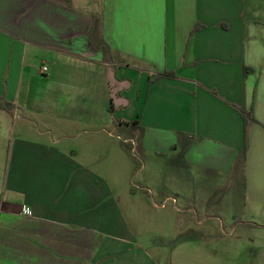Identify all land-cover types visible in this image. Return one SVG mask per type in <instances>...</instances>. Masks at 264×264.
Returning a JSON list of instances; mask_svg holds the SVG:
<instances>
[{"label":"crops","instance_id":"0c3cea01","mask_svg":"<svg viewBox=\"0 0 264 264\" xmlns=\"http://www.w3.org/2000/svg\"><path fill=\"white\" fill-rule=\"evenodd\" d=\"M0 100V264H264V0H0Z\"/></svg>","mask_w":264,"mask_h":264},{"label":"trees","instance_id":"16d2710c","mask_svg":"<svg viewBox=\"0 0 264 264\" xmlns=\"http://www.w3.org/2000/svg\"><path fill=\"white\" fill-rule=\"evenodd\" d=\"M96 23H97V20H93V25L94 26L96 25ZM195 28H197V26H195L194 29ZM246 71H249V70H246ZM161 75L165 76V77H169V78L174 77L171 73H162ZM12 107L13 106H12L11 103L4 102V101L0 100V110H5L6 112H11ZM238 112L240 113V116H241V118L243 120L244 126H246L247 119L249 117V113H246L243 108H238ZM244 155H245V149H243V152H242V156L243 157H244Z\"/></svg>","mask_w":264,"mask_h":264},{"label":"rangeland","instance_id":"374dc122","mask_svg":"<svg viewBox=\"0 0 264 264\" xmlns=\"http://www.w3.org/2000/svg\"><path fill=\"white\" fill-rule=\"evenodd\" d=\"M99 1L100 0H91V2H92V5L94 4L95 6H97L98 5V3H99ZM134 171H135V168H134ZM216 231V230H215ZM224 234L225 235H223L225 238H226V241L228 242V239H232L233 238V236H232V232H231V228H229V227H225V230H224ZM218 235V233L217 232H214V236L216 237ZM228 235H231V236H228ZM219 237H220V233H219ZM222 237V236H221ZM214 241H216V239L215 240H210V242H209V250H211V249H215L214 248V244L216 243V242H214ZM219 240H217V242H218ZM225 242H222V245L223 246H221L222 247V249H223V251H225L226 253H230L232 250L234 251L235 249L232 247V246H227V247H225Z\"/></svg>","mask_w":264,"mask_h":264},{"label":"built area","instance_id":"2783aa9c","mask_svg":"<svg viewBox=\"0 0 264 264\" xmlns=\"http://www.w3.org/2000/svg\"><path fill=\"white\" fill-rule=\"evenodd\" d=\"M47 71H48V68L46 67V66H42L41 68H40V74L41 75H45L46 73H47ZM24 212L25 213H27L28 211L27 210H24Z\"/></svg>","mask_w":264,"mask_h":264}]
</instances>
